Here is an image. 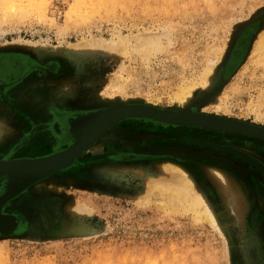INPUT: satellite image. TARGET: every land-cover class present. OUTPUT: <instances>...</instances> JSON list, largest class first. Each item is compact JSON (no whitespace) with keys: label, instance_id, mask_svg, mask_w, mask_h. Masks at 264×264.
I'll return each instance as SVG.
<instances>
[{"label":"rangeland","instance_id":"1","mask_svg":"<svg viewBox=\"0 0 264 264\" xmlns=\"http://www.w3.org/2000/svg\"><path fill=\"white\" fill-rule=\"evenodd\" d=\"M262 29L264 0H0V264H264ZM126 37L125 53L77 46ZM140 106L240 128L122 117L63 167L3 170ZM165 162L188 173L222 236L143 200Z\"/></svg>","mask_w":264,"mask_h":264},{"label":"bare ground","instance_id":"2","mask_svg":"<svg viewBox=\"0 0 264 264\" xmlns=\"http://www.w3.org/2000/svg\"><path fill=\"white\" fill-rule=\"evenodd\" d=\"M142 37L140 36L139 37L140 39L137 40L140 49L142 50L145 49L147 45L157 48L158 50L160 49L155 44L156 42H152V40H150L151 38L146 39L147 37L145 38L144 37L142 38ZM154 37L155 36H153V38ZM14 44H15V41H14ZM125 44H128V37L124 39L118 38V41L116 42L114 41L106 42V41H101V40H87V41H82L77 46L92 49L94 51L96 50L98 51L102 49L106 51L105 53L110 52L112 54H118V53H125V49L123 51V46ZM252 53L253 54L260 53L261 55L260 57L263 58L264 60V29H262L256 36L253 42ZM206 72L210 73V70H207ZM204 79L205 78L201 80L202 83H204ZM184 98L185 96H182V95L175 97L174 98L175 103H181L182 102L181 100ZM262 99H264V95H261V97L259 96L257 100L256 108L258 107L260 108L263 105L264 101ZM118 109H121V108H118ZM113 110H110V111H113ZM119 111L120 110H118L117 112ZM114 116L115 114H109L107 116H102L99 119L92 120L91 122L84 124L83 126H78L76 130L79 133L78 134L79 137L77 139L78 142L72 145L68 149L69 151L65 153V156L63 158H61L60 156L56 158L54 160V163L59 164L61 162H65L68 159V157L72 155L73 156L78 155L83 149H85V147L90 142H92V140L97 138L104 131V129L111 124ZM253 133H254L253 131L249 132V134H253ZM46 163H49V162H46ZM158 167L161 172V175L158 177L146 179L147 186H146V193L142 197L143 200L146 202L152 201L159 209L170 212L172 214L190 212L191 214H193L195 220L199 222L208 223V225L212 227L213 230L218 231L219 232L218 234L222 236L221 234L222 232H221L220 226L217 223L215 214H213V211L210 209V206L204 200V197L195 189L193 180L188 176V173L184 171L179 165H176L172 162H165L163 164H158ZM211 175L214 179L220 180L219 182L223 184L222 185L223 189L227 190L229 188L228 186L229 182L226 181L224 175L220 174L219 171L212 170ZM80 210L83 211L82 208Z\"/></svg>","mask_w":264,"mask_h":264},{"label":"water","instance_id":"3","mask_svg":"<svg viewBox=\"0 0 264 264\" xmlns=\"http://www.w3.org/2000/svg\"><path fill=\"white\" fill-rule=\"evenodd\" d=\"M118 110L120 111L117 112ZM118 110L114 109L113 111L107 112L103 116H107L109 114H115V116L112 119L111 124L117 119L122 118V117L141 116V117L154 118L157 120H163V121H168V122H173V123L197 124L200 126H205V127L214 128V129H222V130L238 131V129L240 128V126L236 123L223 122V121L209 119L206 117H201V116H196V115L161 113V112L156 111L155 109L148 108V107H142V106L133 107V108H121ZM65 153L55 156L53 158L38 161V162H17V163L7 164L5 167H3V170H9L12 172H17V173H21L24 171L47 172L52 169L67 165L75 157L72 155L68 157V159L65 162L55 164L54 160L58 158L59 156L63 158L65 156ZM46 162H49V163H46ZM0 171H2V168H0Z\"/></svg>","mask_w":264,"mask_h":264}]
</instances>
